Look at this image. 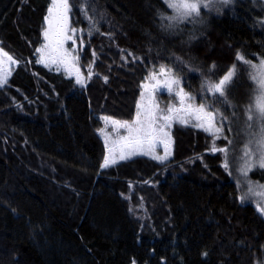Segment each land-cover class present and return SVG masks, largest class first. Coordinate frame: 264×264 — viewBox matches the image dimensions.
Masks as SVG:
<instances>
[{
    "label": "trees",
    "instance_id": "obj_1",
    "mask_svg": "<svg viewBox=\"0 0 264 264\" xmlns=\"http://www.w3.org/2000/svg\"><path fill=\"white\" fill-rule=\"evenodd\" d=\"M69 2L79 65L93 73L85 87L36 63L50 0H0V46L18 61L0 87V264H264V215L212 151L229 144L223 134L176 123L163 164L138 155L108 168L98 134L104 116L134 117L161 64L210 103L202 83L237 63L228 104L252 94L235 55L264 57V0L202 9V22L170 31L162 0H90L91 35L81 0Z\"/></svg>",
    "mask_w": 264,
    "mask_h": 264
},
{
    "label": "snow or ice",
    "instance_id": "obj_2",
    "mask_svg": "<svg viewBox=\"0 0 264 264\" xmlns=\"http://www.w3.org/2000/svg\"><path fill=\"white\" fill-rule=\"evenodd\" d=\"M162 2L171 9L172 14L158 13L161 21L160 27L163 31H170L181 23L187 22L195 25L197 22H202V9L211 10L213 7L225 6L231 3V0H162ZM72 8L73 5L69 0H50L47 15L44 17L43 43L35 49L38 57L36 63L50 69L54 67L56 71H63L69 78L74 77L76 85L85 87L86 80L91 79L93 73L89 66L88 74L84 76L79 67L76 45L77 40L82 43V37L77 35V29L70 26ZM80 11L86 15L90 23L89 35L92 29L98 31L97 22L92 15H89L90 11H95L91 8L90 0H81ZM192 38L194 39L195 36L193 35ZM128 56L136 59L133 53L129 52ZM235 61L246 66L252 82L250 101L244 108L245 124L241 134L245 139L240 149L241 155L238 158L236 171L245 177L248 194L256 197L257 211L264 215V184L254 183L247 179L248 173L254 168L264 169V57L258 62H253V59H248L245 54L237 51ZM17 63L18 61L0 47V86L7 84L11 75L10 66ZM215 69L216 65L213 64L210 69L213 75H215ZM236 71L237 63H234L217 80H205L201 85V90L206 96L210 94L214 100L222 98L224 103H228L227 93L234 82ZM140 89L139 99L135 103V115L131 120L121 121L108 116L101 118L105 125H110L116 134L113 137L107 131V127L98 129V134L103 138L106 149L101 168H108L116 164L118 160H126L134 155L149 156L163 164L172 155L173 141L170 129L175 122L184 125L194 122L195 127L209 133L214 138H219L223 133L225 117L220 114L219 109L204 102L203 97L202 102L197 104L196 98L185 92L180 79L171 68L161 64L158 70L150 71L144 78V82L140 84ZM160 89H166L170 98H173L176 103L161 107L156 96ZM233 117L237 119L235 113ZM120 130H123L124 134H120ZM228 143L233 142L229 140ZM161 147L163 154L157 151ZM212 151L225 154L223 167L228 170L231 164L228 157L229 149L213 146ZM235 160L237 157L233 156L232 161ZM240 199L243 202L245 197L242 196ZM204 255L206 256L207 253Z\"/></svg>",
    "mask_w": 264,
    "mask_h": 264
},
{
    "label": "rangeland",
    "instance_id": "obj_3",
    "mask_svg": "<svg viewBox=\"0 0 264 264\" xmlns=\"http://www.w3.org/2000/svg\"><path fill=\"white\" fill-rule=\"evenodd\" d=\"M217 8L219 9V6H217ZM69 23H70V19H69ZM70 26H71V23H70ZM43 27H44V22H43ZM42 43H43V37H42V32H41V43H40V45L38 47H40ZM69 44H71V42H69ZM79 50H80V46L76 45L77 55L79 54ZM36 57H37V54H36ZM15 66H16V64L10 66L11 67V74H12ZM79 67H80V65H79ZM158 68H159V66L158 67H154V68L151 67L149 69V71L147 72L146 76L148 75V73L150 71H152L153 69H157L158 70ZM52 69L55 70L54 67ZM80 69H81L82 74L85 76V74L83 72V69L81 67H80ZM61 72L64 73L63 71H61ZM10 76H9V78H10ZM65 76H67V74H65ZM9 78H8V80H9ZM178 78L180 79L181 86L184 88L185 92H187L186 89H185V87L183 86V81L181 80L180 77H178ZM72 79L75 81L74 77ZM3 86H0V87L2 88ZM156 96H157L158 103L161 105V107H164V106H166L169 103H176V101L173 98H170V96L167 93V90L166 89H160L156 93ZM207 96H208V99H210L209 100L210 103H208V104H212L213 105V103H212V100H214L213 97L210 94H208ZM250 97H251V93H249V87H248V89H247L246 92H243V94L239 95V97H236V98L234 97L235 99L233 98L234 99L233 100V104L223 103V101H221V102H219L217 104V106L214 105L213 107L216 108V109H219L220 114L225 117V119L223 121V125H224V127H223V133H222L223 135L221 134L222 136H220V137H223L225 139V137L228 136L229 138H227L226 141L227 140L228 141L230 140V141L233 142L232 144H227V146H226L229 149L228 157H229V160L231 161L230 171L235 176L236 180L238 181V186L240 187V191L242 192V194L245 197L244 202H249L250 204L256 205V197L251 196L250 194H248V187H247V183L245 181V177L241 176L240 173L238 171H236V167L238 165V158H239V155H241L240 149L242 148L243 141L245 139V137L241 134L242 133V130L244 128V124H245V120H244V108H245V106L247 104H249ZM195 102L197 104L201 103V101H198L197 98H196ZM233 113H235V116L237 117V119H234ZM113 119H115V118H113ZM116 120H119V119H116ZM121 121H123V120H121ZM102 123H103V125H102L101 128L107 127V131L109 133H111L113 135V137H115L116 134L113 131V129L111 128V126L110 125H107L106 126L105 125V122L103 120H102ZM176 123L181 124L179 122H175V123L172 124V126L174 124H176ZM182 125H184V124H182ZM187 125L194 126V122H189ZM229 129H231V130H229ZM171 130H172V127L170 129V135H171ZM120 134H124V131L123 130H120ZM207 134H209V133H207ZM226 134H228V135H226ZM157 151H158L159 154H163L162 147L161 148H158ZM135 156H138V155L131 156L130 158H133ZM233 156H236L237 157V160L232 161V157ZM224 157H225V154H224ZM130 158H128V159H130ZM121 161H124V160H118L117 163L118 162H121ZM247 179L250 180V181H252V182H254V183L264 184V169H260L258 167L257 168H254L253 170H251L248 173Z\"/></svg>",
    "mask_w": 264,
    "mask_h": 264
}]
</instances>
